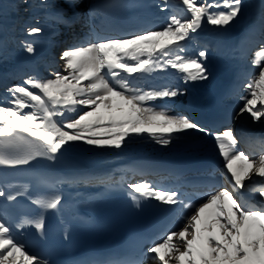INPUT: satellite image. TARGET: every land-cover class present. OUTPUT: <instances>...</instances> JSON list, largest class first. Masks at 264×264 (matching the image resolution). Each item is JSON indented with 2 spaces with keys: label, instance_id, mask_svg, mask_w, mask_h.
Wrapping results in <instances>:
<instances>
[{
  "label": "snow or ice",
  "instance_id": "snow-or-ice-1",
  "mask_svg": "<svg viewBox=\"0 0 264 264\" xmlns=\"http://www.w3.org/2000/svg\"><path fill=\"white\" fill-rule=\"evenodd\" d=\"M178 2L186 14L173 12L161 28L123 38L98 37L65 49L60 56L63 71L43 79L29 76L9 88L8 105L0 104V165H27L37 157L54 161L75 141L120 148L130 134L148 133L162 145L171 142L173 133L211 135L224 161L226 183L219 185L218 191L206 193L198 206L184 204L178 190L148 181L128 185L136 207L155 200L165 206L183 205L191 212L177 217L171 228L152 241L148 257L155 264H264V141H260L259 154L237 151L239 140L232 128L210 132L187 116L147 104L183 95L186 89L144 91L133 83L134 74L167 67L176 69L185 83L209 79L207 50L182 55L185 42L205 19L211 25H228L239 15L242 0ZM67 6L75 8L76 0H67ZM168 6L169 0H163L162 10ZM42 31L38 26L27 29L28 35ZM25 50L35 52L31 42H25ZM252 64L258 72L245 84L246 94L240 97L243 104L236 115L250 114L252 120L264 123V45ZM80 107L87 110L74 119L63 124L55 119L64 115L61 109L76 112ZM249 192L260 198L259 206L245 199ZM61 202L59 195L35 201L45 209H56ZM24 223L38 230L44 226L42 218ZM0 264L47 262L29 254L26 245L13 236L12 228L0 219Z\"/></svg>",
  "mask_w": 264,
  "mask_h": 264
},
{
  "label": "bare ground",
  "instance_id": "bare-ground-1",
  "mask_svg": "<svg viewBox=\"0 0 264 264\" xmlns=\"http://www.w3.org/2000/svg\"><path fill=\"white\" fill-rule=\"evenodd\" d=\"M65 1L66 2L64 3V8H67V0ZM159 1L160 3H163V0ZM159 1L155 2L158 6L160 5ZM76 2H78V0H76ZM263 4L264 0H242L241 11L239 15L228 25H225L224 27L221 26L222 35L220 34L219 26L211 25L205 19L202 23L201 28L198 29L196 33H193V38H191L192 40L189 39L185 42L186 51L184 53H181L182 55L186 54L190 56L194 51L198 52L200 50L206 49L207 60L205 63L207 66L209 64L212 65L211 69H208L210 74L208 80L192 82L193 86L196 89L200 87H202L204 90L211 89L213 82L215 81H217L219 84H228L230 86L229 92H231L232 95L231 97L222 95L221 99L224 101L232 99L233 101L237 102V104L241 102L243 104V101L240 99V97L243 96L245 92H240V84L244 80L248 79L245 71L247 69H250V72L254 73L258 70V68L252 64L250 57L246 56L248 47L250 45L252 46L256 40H262L264 36V16L263 12L261 11L262 7H264ZM174 6H179V10L183 8V6L179 4L178 0H169L168 7L173 10ZM78 9L80 10V7ZM78 9H75V13L70 17H65L62 20L63 27L61 32H63V35L66 38H72L74 36L76 38L73 43H70L71 48L80 46L83 42L95 41L94 36H96L97 38L108 37L107 35L92 34L93 37L90 38L91 33L89 30H86L83 36H79L80 30L77 29L81 28H78V24L80 23V20L76 14V12H78ZM158 10L159 9H157V11ZM63 35L56 36L57 42H60L62 38H65L63 37ZM209 35L215 37L211 41V45L212 43L214 44V42H216V51H219L218 54L221 56L220 60H212V52H210V48L206 47L205 42L206 38H208ZM262 41L264 42V40ZM262 41L261 44L257 46L264 45L262 44ZM48 42L49 40H43V44L41 43V47H38V50H35L34 53L28 56V58L26 59V64H28L29 67L34 66V64L37 62L38 56L41 53H44L45 49H47L45 58H47L49 66H52L54 64L51 59L49 50V48L52 46L53 41L50 40L47 47ZM256 51H259V48L256 49ZM42 64L44 63L41 62L38 65V70L41 68ZM42 69L45 71L48 70V74H54H52L50 67ZM25 70H27V68ZM29 71L32 72V68ZM153 72L149 74H153ZM204 100L208 101V98H205ZM80 109L81 107L78 108L77 111H79ZM168 110L171 114H174L171 108ZM67 114L68 116H71L72 114L75 115L76 113L70 111ZM243 115L244 114L240 115L238 119H240V117H242ZM233 131L236 135L237 131ZM182 140H184L183 143ZM238 140L239 146L237 148V151H244L246 154H251L248 153V150H246L247 143L242 139V137ZM149 145L155 147L147 149ZM97 147H101V150L96 151ZM62 151L70 154L85 166V168L87 169L86 175L92 177L85 179L83 182L89 184L90 186H92L93 184L103 185L108 182H113L112 179L106 178L107 175H104L103 172L107 171L110 174L117 173L118 178H125L124 174L128 170L130 160L135 159L138 156L144 157L145 155H152L162 157L169 155L181 156L183 154L193 155L206 153L213 156L216 155L220 159H223L218 152L213 137L211 135H205L204 133L196 131H188L187 133H174L171 142L168 145H162L148 133H142L130 134V137L126 138L125 145H122L120 149L111 146L89 145L86 143V141H75L69 142V145H66ZM223 166L224 164L221 165L222 170ZM80 179H76L74 182L70 183L69 188L75 189L74 194L80 195L86 191L85 187L76 185ZM4 220H7V218H4L3 221Z\"/></svg>",
  "mask_w": 264,
  "mask_h": 264
},
{
  "label": "rangeland",
  "instance_id": "rangeland-1",
  "mask_svg": "<svg viewBox=\"0 0 264 264\" xmlns=\"http://www.w3.org/2000/svg\"><path fill=\"white\" fill-rule=\"evenodd\" d=\"M65 2V0H0V104L7 106L8 101L11 99L8 89L13 85L22 84L27 77L33 76L43 79L53 76L48 74V70H41V68L38 70L37 74L29 71L31 70V67L26 64V59L32 53H28L25 50V42H31L35 50H38V47H41L43 40H49V42L52 40V46L49 48V50L52 51L56 41L55 38L62 30L63 18H68L75 12V8H64ZM261 11L264 16V7H262ZM61 13H64V15L61 16ZM32 26L41 27L43 29L42 33L28 35L27 29ZM219 28L220 34L222 35L221 26H219ZM192 35L191 38H193ZM92 37L93 35L91 34L90 38ZM96 38L97 37L94 36V39ZM262 40H264V36ZM257 41L250 46L247 52L251 61L255 59V53L257 52L256 49H260L261 47L257 46L261 44V41ZM49 42L47 43V47ZM262 44H264L263 41ZM46 52L47 49L44 50V53H41L38 56L37 60L42 59L41 57L43 56L42 60H47V58H45ZM218 53L219 51H212V60L221 59V56ZM193 55L196 54H192L191 56ZM58 67H60V65H58ZM26 68L27 70H25ZM32 68H35V66H32ZM51 72L52 74L54 73L53 70H51ZM257 72L258 70L254 73L250 72V69L246 70L245 74L248 79L244 80V83L241 85V89L245 93V84ZM257 107H259V104ZM81 109L75 112V115H73V113V116H68L67 113L70 111H64L63 116L58 115L55 119L58 123L63 124L76 118L79 114H82L83 110H87L84 108L82 110ZM29 110L30 109H25L24 111L27 112ZM236 127L238 131L237 135L242 137V139L247 143L246 150L249 151L248 153L259 154L262 147L260 141H264V123L252 120L250 118V114H244L240 117V119H238ZM123 145H125V143ZM153 147L155 146L149 145L147 149H151ZM100 150L101 147L96 148V151ZM103 173L106 174L109 172L107 171ZM245 199L250 201L252 204H256L258 206L260 205V198L255 194L250 192L245 193ZM151 263L155 264V262L148 257L147 262L144 264Z\"/></svg>",
  "mask_w": 264,
  "mask_h": 264
}]
</instances>
